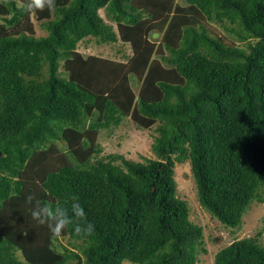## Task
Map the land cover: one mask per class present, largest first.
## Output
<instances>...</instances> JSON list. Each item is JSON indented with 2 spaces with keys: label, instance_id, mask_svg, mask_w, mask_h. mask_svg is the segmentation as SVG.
Here are the masks:
<instances>
[{
  "label": "trees",
  "instance_id": "16d2710c",
  "mask_svg": "<svg viewBox=\"0 0 264 264\" xmlns=\"http://www.w3.org/2000/svg\"><path fill=\"white\" fill-rule=\"evenodd\" d=\"M22 3L0 0V264H196L203 231L175 164L189 162L200 206L225 229L264 201V0H56L34 16ZM89 39L132 55L83 57ZM125 118L153 129L154 159L98 156L99 132ZM72 196L92 236L53 237L32 219L38 201L70 208ZM213 264H264V245L236 239Z\"/></svg>",
  "mask_w": 264,
  "mask_h": 264
},
{
  "label": "rangeland",
  "instance_id": "374dc122",
  "mask_svg": "<svg viewBox=\"0 0 264 264\" xmlns=\"http://www.w3.org/2000/svg\"><path fill=\"white\" fill-rule=\"evenodd\" d=\"M179 2V1H178ZM103 21L115 30V23L112 21L110 10L107 8L99 11ZM201 24L213 38L221 40L227 45H240L236 37L226 33V31L214 22H208L200 19ZM34 35L37 37L46 36V32L41 28V23L31 17ZM159 42V34H156ZM152 40V39H151ZM245 46L244 44H241ZM77 51L83 56H99L112 61L124 62L131 57V48L128 44L116 43L97 45L94 39L82 41ZM137 91V88H133ZM156 136L152 130H138L134 127L129 118H125L117 129L113 131H101L97 137V143L102 149L99 157L107 155H120L126 160L142 162L143 158L154 159L151 151L153 137ZM60 149L64 148V144H58ZM174 180L176 183L177 196L186 201L189 208V220L202 228L203 241L206 254L198 257L196 264H213L215 254L221 248L229 245L236 239L246 237H256L261 245H264V201L263 203L254 202L249 211L242 218L240 227L237 230H229L223 228L221 224L211 217L199 204L196 195L195 183L190 170L188 161L175 164ZM264 198V195H263ZM66 244V239L61 240ZM128 264V263H125Z\"/></svg>",
  "mask_w": 264,
  "mask_h": 264
},
{
  "label": "clouds",
  "instance_id": "9594fccd",
  "mask_svg": "<svg viewBox=\"0 0 264 264\" xmlns=\"http://www.w3.org/2000/svg\"><path fill=\"white\" fill-rule=\"evenodd\" d=\"M7 3V0H4ZM23 10L29 15L47 9L53 12L56 9V0H23ZM34 196L26 197V202L31 204ZM73 201L71 207H63L59 203L37 202L32 210V219L40 225L48 227L53 237H60L65 229L71 227L80 236L90 237L95 232V226L86 222V213L76 196L70 197Z\"/></svg>",
  "mask_w": 264,
  "mask_h": 264
},
{
  "label": "water",
  "instance_id": "95a60500",
  "mask_svg": "<svg viewBox=\"0 0 264 264\" xmlns=\"http://www.w3.org/2000/svg\"><path fill=\"white\" fill-rule=\"evenodd\" d=\"M0 157H1V153H0Z\"/></svg>",
  "mask_w": 264,
  "mask_h": 264
}]
</instances>
